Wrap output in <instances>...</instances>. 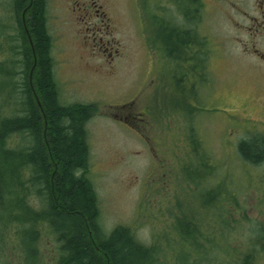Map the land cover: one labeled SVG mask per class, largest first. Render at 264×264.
<instances>
[{
	"label": "rangeland",
	"instance_id": "obj_1",
	"mask_svg": "<svg viewBox=\"0 0 264 264\" xmlns=\"http://www.w3.org/2000/svg\"><path fill=\"white\" fill-rule=\"evenodd\" d=\"M90 1L46 0V26L61 103L95 106L85 125L86 176L97 195L101 230L125 225L139 242L154 247L159 255L155 264H234L233 254L221 255L223 231L235 245L258 247L256 264H264V159L244 161L237 148L238 140L264 138V113L258 106L264 98V62L243 52L236 36L249 34L234 26L239 19L248 25L260 0H94L105 12L102 22L83 17L81 7ZM18 16L13 0H0L1 45L12 43ZM93 23L107 25L100 35L117 50L110 60L98 50ZM174 26L196 30L203 42L205 87L199 82V95L217 94L221 108L216 114L191 116L181 105L182 66L166 54L173 46ZM254 39L264 51V36ZM3 46L0 62L9 57ZM167 62L178 69L175 85ZM3 99L4 93L0 110L7 112L11 102L5 107ZM130 100L132 112L141 118L128 116V124L113 114L123 116L119 105ZM188 126L199 150L196 158L183 142ZM203 153L211 163L205 170ZM186 163L187 180L182 177ZM223 190L235 194L227 213L220 206ZM210 197L212 205L207 204ZM223 215L232 216L229 225L222 226ZM8 233L0 231V264H14L18 257L19 248ZM200 234L213 240L207 251L195 246ZM41 239L42 262L48 264L54 245L47 232Z\"/></svg>",
	"mask_w": 264,
	"mask_h": 264
},
{
	"label": "trees",
	"instance_id": "obj_2",
	"mask_svg": "<svg viewBox=\"0 0 264 264\" xmlns=\"http://www.w3.org/2000/svg\"><path fill=\"white\" fill-rule=\"evenodd\" d=\"M45 1L13 0L17 16L22 10L25 18L17 17L19 31L10 39L12 43L0 44V52L3 46L9 54L0 62V94L4 93L5 107L11 102L9 111L0 110V231L12 234L19 248L14 264H45L40 249L44 232L54 245L48 264H155L159 255L154 247L139 242L128 227L118 224L103 232L99 226L97 195L86 176L89 145L85 125L95 106L64 104L59 99ZM172 32L173 46L167 56L178 62L203 60V42L196 30L174 26ZM14 74L17 79L12 81ZM196 147L192 145L191 153ZM237 148L244 161L264 159V138L257 135L238 140ZM203 155L200 165L205 170L211 163L210 156ZM234 198V193L223 190L220 206L228 210ZM232 220L223 215L222 226ZM222 236V256L233 254L234 264L257 263L258 247L245 249L224 238L223 231ZM200 241L194 245L206 251L213 243L203 236Z\"/></svg>",
	"mask_w": 264,
	"mask_h": 264
},
{
	"label": "flooded vegetation",
	"instance_id": "obj_3",
	"mask_svg": "<svg viewBox=\"0 0 264 264\" xmlns=\"http://www.w3.org/2000/svg\"><path fill=\"white\" fill-rule=\"evenodd\" d=\"M82 13L84 14L83 17L91 16L94 17V19H99V21L102 22V17L105 15V12L102 10V5L97 4L94 0H91L89 3H86L83 5ZM80 8V9H81ZM244 13V12H243ZM245 19V15H244ZM249 24L247 25L244 23V20H234V26L239 30H245L246 33L249 34V37L241 38L236 36V40L240 41L242 45V50L246 54H250L256 58V62H264V51L263 48L259 45H257L256 40L254 39L255 36H261L263 38L264 36V0L259 1V9L257 10L256 14L253 16H250L247 20ZM102 26H97L96 23H93L92 25V33H93V39H95V33L98 35V50L105 52L106 56L108 57V60L113 58V51H117L116 49H112L113 45L110 43L109 40H106L105 42L102 41V36L100 34H103L104 30L107 31V25L103 27V24H100ZM104 29V30H103ZM182 29V28H181ZM182 30H189L188 29H182ZM105 31V32H106ZM235 40V41H236ZM236 41V42H237ZM172 59V58H171ZM109 63V62H108ZM167 67L169 68V78L172 85L177 84L179 81V74L178 69L174 70V62H167ZM182 66V76L180 78L181 87L183 86V101H182V107L185 108L191 116H195L197 113L200 112H209L216 114L217 107L221 108V101L217 97V94L214 93V91L210 94L209 97H206L205 93L203 94V97H200L199 95V87H201V84L199 82H202L205 87V65L204 60H198L196 62H191L190 60H186L183 62H176V66ZM212 105V106H211ZM132 101H125L119 105V113H122L123 116H120L117 114H113L114 118L117 117L118 119L122 120L126 123L129 122L128 116H131L133 118L140 116H135V114L132 112ZM258 106L263 110L264 113V98L261 99V101L258 103ZM188 108V109H187ZM138 114V113H137ZM145 114V111L139 112V115ZM129 124V123H128ZM191 128L188 126L187 129L184 131V137L183 142L186 143V146L189 148V151L193 144L196 145L195 139L191 141L189 138ZM187 132V133H186ZM195 152L199 151L198 147L193 150ZM191 154V153H190ZM192 157L196 158L197 155L191 154ZM157 156V155H156ZM190 156L188 155L187 159H189ZM186 159V160H187ZM186 162V161H185ZM183 169L184 175L182 174V177L187 180L185 177L187 175L185 173H188L190 171V164L186 163Z\"/></svg>",
	"mask_w": 264,
	"mask_h": 264
},
{
	"label": "bare ground",
	"instance_id": "obj_4",
	"mask_svg": "<svg viewBox=\"0 0 264 264\" xmlns=\"http://www.w3.org/2000/svg\"><path fill=\"white\" fill-rule=\"evenodd\" d=\"M184 99V98H183ZM212 106V105H211ZM68 108V107H67ZM188 109V108H187ZM16 110V109H15ZM171 149V148H170ZM170 189V188H169ZM182 201V200H181ZM236 207V206H235ZM260 224V223H259ZM194 236V235H193ZM64 237V236H63ZM196 241V240H195ZM256 241V240H255ZM201 245V244H200ZM57 246V245H56ZM246 249V248H245Z\"/></svg>",
	"mask_w": 264,
	"mask_h": 264
},
{
	"label": "water",
	"instance_id": "obj_5",
	"mask_svg": "<svg viewBox=\"0 0 264 264\" xmlns=\"http://www.w3.org/2000/svg\"><path fill=\"white\" fill-rule=\"evenodd\" d=\"M29 41L31 42V40L29 39Z\"/></svg>",
	"mask_w": 264,
	"mask_h": 264
}]
</instances>
